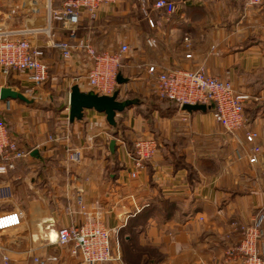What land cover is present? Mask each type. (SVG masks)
<instances>
[{"label": "crops", "instance_id": "crops-1", "mask_svg": "<svg viewBox=\"0 0 264 264\" xmlns=\"http://www.w3.org/2000/svg\"><path fill=\"white\" fill-rule=\"evenodd\" d=\"M157 1L121 0L102 7L95 18L83 12L74 31L56 23L55 39L75 48L70 60L36 31L50 25L49 0H23L17 26L0 24L31 32L28 39L44 51L50 73L37 87L26 76L0 70V91L10 88L33 101L0 99L1 122L29 153L0 176V189L11 190L10 198H0V215L22 214L21 225L0 236V264H36L35 258L84 264L72 255V246L58 245V231L95 217L112 233L113 260L106 264H242L225 252L240 241L232 222L248 224L259 212L264 216V4L168 0L177 10L167 15L154 8ZM60 5L52 3L55 9ZM80 42L98 53L130 48L118 73L126 82L117 83L116 91L132 105L117 114L116 127L95 110L70 122L72 88L96 93L86 78L91 61L76 48ZM151 67L157 73L203 67L209 76L231 82L251 97L246 129L228 135L213 105L188 112L154 99ZM247 131L258 134L254 144L247 142ZM147 137L158 141V154L133 178L134 143ZM254 147L260 152L253 164ZM258 249L264 259V223Z\"/></svg>", "mask_w": 264, "mask_h": 264}, {"label": "built area", "instance_id": "built-area-1", "mask_svg": "<svg viewBox=\"0 0 264 264\" xmlns=\"http://www.w3.org/2000/svg\"><path fill=\"white\" fill-rule=\"evenodd\" d=\"M49 0L50 25L48 29L36 30L50 37L49 46L61 52L63 59L70 60L75 48L67 41H57L51 32L53 21L64 27L76 30L81 25L82 13L96 17L104 6L115 5L121 0H60L61 5L53 8ZM144 1V0H143ZM249 8L259 7L264 0H241ZM154 8L167 15L176 13L177 7L168 0H158ZM152 27L154 24L150 21ZM27 31H12L0 29V70L4 75L15 72L26 76L29 81L39 87L50 79L49 66L44 61V51L34 47L28 39ZM75 37V34H72ZM150 47H156L157 41L149 39ZM84 51L91 61L92 68L87 75V81L99 95L112 96L117 89V76L121 61L130 52L128 45H122L118 53H98L92 44L80 42L76 47ZM187 58H191L188 55ZM149 72L155 75L153 94L161 100L175 102L180 109L185 105L214 106V117L225 132L235 137L246 129L245 107L251 100L247 94L235 90L229 81H223L207 74L203 67L195 71L175 70L157 73L154 67ZM258 134L246 132V140L254 144ZM159 151V143L155 138L138 139L134 143L131 157L134 170L131 176L136 178L145 166L154 160ZM258 147L253 148L251 163L257 162ZM29 156L19 148L18 143L10 136L4 123L0 121V176L14 170L17 164ZM10 189H0V198H10ZM82 205V200H79ZM22 214L12 211L0 215V236L21 225ZM264 216L258 213L248 224L232 222L231 229L239 234L237 245L227 249V259H240L242 264H264L258 243L263 235ZM57 243L59 246H72V255L81 258L84 264H106L113 260L112 233L106 228L100 217L89 219L80 226L61 228L58 231ZM1 251V248H0ZM8 263V257H4ZM56 258H35L36 264H52Z\"/></svg>", "mask_w": 264, "mask_h": 264}, {"label": "water", "instance_id": "water-1", "mask_svg": "<svg viewBox=\"0 0 264 264\" xmlns=\"http://www.w3.org/2000/svg\"><path fill=\"white\" fill-rule=\"evenodd\" d=\"M126 80L122 77L121 74L117 76V83L122 85ZM120 92L116 91L112 96L99 95L94 92L84 93L80 90L79 86H74L70 94V122L74 123L75 121H81L84 117V112L86 110H95L99 113H104L107 117L108 123L116 127V117L117 114L125 112V110L132 105L130 101H120L119 100ZM0 99L3 101L13 99L20 100L27 104L33 103L22 93H19L10 88H2L0 91ZM210 106L205 105H185L183 110L188 112L202 111L206 112L209 110ZM112 153L115 151V141L111 143ZM37 151L33 153L35 155Z\"/></svg>", "mask_w": 264, "mask_h": 264}, {"label": "rangeland", "instance_id": "rangeland-1", "mask_svg": "<svg viewBox=\"0 0 264 264\" xmlns=\"http://www.w3.org/2000/svg\"><path fill=\"white\" fill-rule=\"evenodd\" d=\"M22 2L23 0H0V24L12 25L16 27L18 24L16 12L18 11ZM19 22L21 23V20ZM56 23L58 22L57 21L52 22L50 27L51 32H53L52 29ZM152 97L154 99H157L153 93H152Z\"/></svg>", "mask_w": 264, "mask_h": 264}, {"label": "trees", "instance_id": "trees-1", "mask_svg": "<svg viewBox=\"0 0 264 264\" xmlns=\"http://www.w3.org/2000/svg\"><path fill=\"white\" fill-rule=\"evenodd\" d=\"M159 99V98H158ZM161 100V99H160ZM164 101V100H163ZM172 102V101H171Z\"/></svg>", "mask_w": 264, "mask_h": 264}]
</instances>
